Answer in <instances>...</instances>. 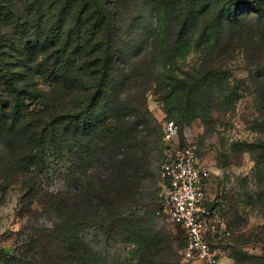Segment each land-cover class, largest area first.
Returning a JSON list of instances; mask_svg holds the SVG:
<instances>
[{
	"label": "trees",
	"instance_id": "trees-1",
	"mask_svg": "<svg viewBox=\"0 0 264 264\" xmlns=\"http://www.w3.org/2000/svg\"><path fill=\"white\" fill-rule=\"evenodd\" d=\"M6 1L0 21L8 28L13 21L22 40L13 41L16 33L6 28L10 40L0 37L4 174L21 178L25 214L37 208L45 183L55 175L62 180L33 223L29 218L21 226L14 248H0V264H179L184 231L174 225V236L154 225L166 220L156 215L159 185L152 209L139 214L151 197L144 180L153 177L154 154L166 150L163 125L169 120L154 119L146 95L156 87L176 125L190 124L213 108L214 87L207 81L211 72L221 75L215 68L220 57L240 45L249 66L264 73V0H183L177 12L167 11L162 32H149L151 44L165 40L162 61L173 62L192 44L207 54L197 68L179 74L165 63L152 69L146 56L132 58V45L121 43L129 0H64L62 23L48 26L41 17L34 20L32 9L23 16L8 6L14 0ZM72 18L74 25L65 28ZM138 41L145 45L148 38ZM255 148L264 154V141ZM89 230L106 245L121 240L134 249L123 259L101 253L87 241ZM254 264H264V250Z\"/></svg>",
	"mask_w": 264,
	"mask_h": 264
},
{
	"label": "rangeland",
	"instance_id": "rangeland-1",
	"mask_svg": "<svg viewBox=\"0 0 264 264\" xmlns=\"http://www.w3.org/2000/svg\"><path fill=\"white\" fill-rule=\"evenodd\" d=\"M14 2L8 6L15 8L23 16L31 15L32 9L34 20L42 19L43 26H48L57 19L62 23L60 16L64 0ZM2 3L3 0H0V5ZM125 4L127 11L123 12V23L126 27L121 32V43L132 45V58L138 60L146 56V65L152 69L159 71L165 63L168 64L167 68L179 74L194 70L207 57L204 51L192 44L173 62H163L165 40L159 38V43L151 44L153 36L151 34L150 37L149 32L153 30L160 34L162 25L168 22V12H177L183 6V0H129ZM73 22V18L64 22V27L70 28L74 25ZM6 23L4 19L0 21V37L10 40L4 37V28L11 29L14 34L17 29L13 27V21L10 22V28ZM128 26L131 28L127 29ZM27 30V37L32 39L34 29ZM21 36L22 33L17 32L13 41L19 43ZM142 38H148L146 46L138 41ZM136 43L139 45H135ZM230 52L226 57H220L215 65L221 75L215 76L211 72L208 78L207 83L214 87L213 108L209 115L205 111L190 124L178 122L179 134L173 143L176 146L190 143L195 148L196 158L209 172L205 196L208 201L214 202L215 206L212 207L221 224V233L216 234L212 241L222 253L218 264H254L264 250V154L255 148L256 143L264 141V73L262 69L249 66L250 60L245 58L240 45ZM145 108L159 124H163L166 119L175 124L177 122L165 113L156 87L146 95ZM163 147L166 149L167 145L164 143ZM165 152L164 148L158 150L150 161V173L153 177L146 178L144 185L151 197L143 201L146 205L140 207V215L145 210H151L152 203H155L153 190L159 185V170L166 158ZM4 172L5 167L0 160V248L11 250L20 240L18 233L21 226L29 218L30 223H33L32 216L41 212L47 203V196L60 185L62 177L55 175L52 183H45V193L36 200L37 208L30 214H25L20 206L21 178L5 177ZM154 225L167 234H177L174 224L167 220L156 219ZM86 238L96 250L117 259L126 258L134 249L133 244L121 240L116 244L106 245L101 236H95L93 230L87 232ZM180 252L177 249L178 262L183 264Z\"/></svg>",
	"mask_w": 264,
	"mask_h": 264
},
{
	"label": "built area",
	"instance_id": "built-area-1",
	"mask_svg": "<svg viewBox=\"0 0 264 264\" xmlns=\"http://www.w3.org/2000/svg\"><path fill=\"white\" fill-rule=\"evenodd\" d=\"M178 134L179 127L174 122L163 125V141L167 148L160 166L157 194L160 206L156 215L184 231L185 245L180 252L183 264H218L222 253L212 241L221 233V224L205 196L209 172L196 158L195 148L190 143L185 146L173 143Z\"/></svg>",
	"mask_w": 264,
	"mask_h": 264
}]
</instances>
